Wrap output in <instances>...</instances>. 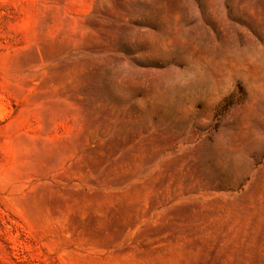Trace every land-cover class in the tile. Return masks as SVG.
Masks as SVG:
<instances>
[{"label":"rangeland","instance_id":"obj_1","mask_svg":"<svg viewBox=\"0 0 264 264\" xmlns=\"http://www.w3.org/2000/svg\"><path fill=\"white\" fill-rule=\"evenodd\" d=\"M0 264H264V0H0Z\"/></svg>","mask_w":264,"mask_h":264}]
</instances>
